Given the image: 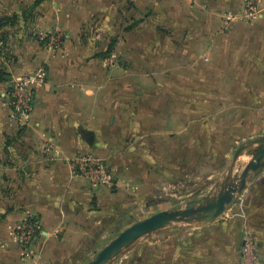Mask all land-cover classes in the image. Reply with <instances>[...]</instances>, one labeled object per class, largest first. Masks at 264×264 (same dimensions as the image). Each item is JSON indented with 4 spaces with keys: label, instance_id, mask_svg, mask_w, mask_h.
I'll return each mask as SVG.
<instances>
[{
    "label": "rangeland",
    "instance_id": "obj_1",
    "mask_svg": "<svg viewBox=\"0 0 264 264\" xmlns=\"http://www.w3.org/2000/svg\"><path fill=\"white\" fill-rule=\"evenodd\" d=\"M111 5L89 19L79 44L69 48L63 49L64 34L21 32V19L14 24L16 31L0 33L4 76L16 77L13 67L20 62L24 39H37L54 56L60 51L59 56L73 58L80 89L94 92L97 107H110L103 128L95 130L111 156L107 163L96 156L106 168L125 166L127 173L135 170L132 174L139 176L143 167L152 171L144 175L143 185H127L128 209L121 217L97 232L96 240L79 242V252L85 253L79 264L94 259L133 223L163 210L197 206L215 196L227 177L237 181L252 157L244 153L236 159V152L244 145L257 147L253 141L264 137V111L237 107L252 100L240 77L254 78V86L264 82L257 80L264 75V56L254 66L239 65L238 43L233 47L230 37L232 27H264V0H116ZM42 69L47 76V68ZM5 79L12 89L13 80ZM18 224L15 241L23 249L33 248L36 239L24 243ZM136 242L110 264H135V257H126Z\"/></svg>",
    "mask_w": 264,
    "mask_h": 264
},
{
    "label": "crops",
    "instance_id": "obj_2",
    "mask_svg": "<svg viewBox=\"0 0 264 264\" xmlns=\"http://www.w3.org/2000/svg\"><path fill=\"white\" fill-rule=\"evenodd\" d=\"M35 1L0 0V19H21V32L64 34V49L79 44L77 38L89 19L116 0H45L34 7ZM16 27L4 29L14 32ZM253 29L244 25L230 31L233 47L238 43L239 65L254 66L264 56V27ZM253 43L258 49H250ZM21 46L20 62L13 67L16 77L34 75L41 67L48 71L44 82L31 89L33 110L24 124L12 114L10 83L0 81V264H79L85 255L79 252V242L96 240L97 232L103 233L121 217L128 209L127 185H143L144 175L152 171L143 167L139 176L132 174L135 170L127 173L125 166L107 168L116 176L105 186L75 175L71 160L76 156L97 155L108 162L110 147L95 128H103L110 107H97L94 92L80 89L73 58L59 56L60 51L54 56L37 39H24ZM253 79L240 77L247 81L242 87L252 100L237 105L238 111H264V82L254 86ZM257 80L264 81V75ZM233 203L212 224H176L150 233L157 235L151 241L138 242L150 234L145 235L126 258L135 257V264H241L243 238L250 231L264 264V169L250 178L240 201ZM29 216L41 220L42 230L33 248L23 249L15 241L14 229Z\"/></svg>",
    "mask_w": 264,
    "mask_h": 264
},
{
    "label": "water",
    "instance_id": "obj_3",
    "mask_svg": "<svg viewBox=\"0 0 264 264\" xmlns=\"http://www.w3.org/2000/svg\"><path fill=\"white\" fill-rule=\"evenodd\" d=\"M6 78L13 80V76H6ZM252 144L258 146H241L235 154L236 159L244 153L252 157L241 171L237 181H234L232 177H227L215 196L197 206L163 210L133 223L100 250L96 257L87 264H109L140 238L168 226L176 224L208 225L217 221L237 195L246 190L250 178L259 170L264 169V137L254 140Z\"/></svg>",
    "mask_w": 264,
    "mask_h": 264
},
{
    "label": "built area",
    "instance_id": "obj_4",
    "mask_svg": "<svg viewBox=\"0 0 264 264\" xmlns=\"http://www.w3.org/2000/svg\"><path fill=\"white\" fill-rule=\"evenodd\" d=\"M45 80L44 70L40 68L34 75L15 77L11 89L12 114L19 124H24L33 110L31 89ZM74 174L86 178L94 186L112 184V176L105 162L91 154L79 155L71 160ZM41 222L36 217H26L17 225V234L22 232L24 243L29 244L36 239L37 229ZM16 229V228H15ZM241 264H262L258 241L253 232L247 231L241 249Z\"/></svg>",
    "mask_w": 264,
    "mask_h": 264
},
{
    "label": "trees",
    "instance_id": "obj_5",
    "mask_svg": "<svg viewBox=\"0 0 264 264\" xmlns=\"http://www.w3.org/2000/svg\"><path fill=\"white\" fill-rule=\"evenodd\" d=\"M45 0H36L33 4L34 7H38L41 3H43ZM18 18L17 17H4L0 19V33L4 30L7 26H12L15 23H17ZM6 76L3 75V73L0 71V81H5Z\"/></svg>",
    "mask_w": 264,
    "mask_h": 264
}]
</instances>
